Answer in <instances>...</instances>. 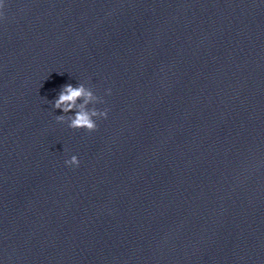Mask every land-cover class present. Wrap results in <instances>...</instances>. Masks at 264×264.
<instances>
[{"label":"clouds","instance_id":"1","mask_svg":"<svg viewBox=\"0 0 264 264\" xmlns=\"http://www.w3.org/2000/svg\"><path fill=\"white\" fill-rule=\"evenodd\" d=\"M4 8L5 4L3 0H0V19L4 18ZM98 103H103V100L91 87L84 83H77L75 86L68 83L61 86L56 98L52 101V107L63 113L56 117L57 122L67 123V126L74 130L82 129L91 133L97 129V120L106 119L108 116V109L100 110L95 107ZM79 163L75 155L65 161V164L71 167H78Z\"/></svg>","mask_w":264,"mask_h":264}]
</instances>
